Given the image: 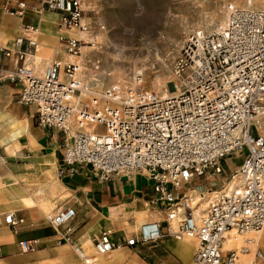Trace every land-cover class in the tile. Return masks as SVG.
I'll return each mask as SVG.
<instances>
[{"label":"built area","instance_id":"built-area-1","mask_svg":"<svg viewBox=\"0 0 264 264\" xmlns=\"http://www.w3.org/2000/svg\"><path fill=\"white\" fill-rule=\"evenodd\" d=\"M86 1L40 0L60 15L61 25L68 29L85 28ZM9 2L0 7L24 17L27 3ZM37 31L25 27L12 47L0 44V58L14 65L11 70L0 67V82L20 84L18 103L34 109L39 127L62 133L64 163L71 174L75 166H85L109 183L115 177L147 173L156 195L153 203L162 205L166 216L142 223L138 233L122 244L113 239L111 230L103 231L94 241L97 253L106 255L120 246L157 247L172 234L170 223L176 221L180 234L195 236L199 242L195 264H236L237 251H223L226 234L260 232L264 227V136L253 125L264 112V5H230L225 24L212 32L189 33L175 62L182 87L167 98L137 89L124 91L117 83L102 87L82 76L76 62L53 61L39 74L40 63L34 58ZM63 40L72 56L81 54L84 42ZM75 98L80 101L74 104ZM89 125L103 130L87 131ZM232 159L240 161L231 175L239 184L210 190L208 206L200 211L186 192L201 187L197 182L202 179L215 181ZM199 194L206 198L205 191ZM76 217L77 210L67 207L50 218L56 229L66 227L61 241L70 240L68 225ZM4 222L17 225L13 214L5 215ZM19 246L31 253L39 242L23 240ZM258 256L262 257L260 251Z\"/></svg>","mask_w":264,"mask_h":264},{"label":"rangeland","instance_id":"rangeland-1","mask_svg":"<svg viewBox=\"0 0 264 264\" xmlns=\"http://www.w3.org/2000/svg\"><path fill=\"white\" fill-rule=\"evenodd\" d=\"M243 1L244 0H88L84 5L85 18L83 17V22L88 25L89 30L99 31L103 27V31L106 33L107 37L103 42L102 54L97 58L88 59L85 63L89 67L96 68L95 75H98L101 71H105L106 74H121L122 76H126L130 72L133 74L132 69L134 66L138 69L145 70V64L156 62L157 55L166 57L168 54L179 50V54H177L170 63V70L173 74H176L175 62L180 56L182 46L188 34L193 31L202 30L200 29L201 23L207 18L216 15L217 11L223 12L228 5L239 7L238 4ZM0 4L12 3L9 2V0H0ZM86 4L89 5V8H87ZM39 7L40 6H38L33 12L35 16H43L45 12H51L46 8L41 9ZM0 14L3 18L15 17L5 12L1 7ZM26 15H29V11H27ZM60 19L59 15L58 24L60 23ZM1 21L2 20H0V22ZM220 22H222V17L216 18L215 23L209 32H212ZM61 27L62 29L66 28L62 25ZM3 32L4 30L1 28L0 24V37ZM23 33L24 29L22 25L21 33L17 34L14 39ZM81 41L84 42L83 47L92 45L90 43L88 44L85 40ZM176 41L182 43L180 48H177ZM61 43L65 46V50L68 51L66 41L61 39ZM81 57L82 51L77 58L80 60ZM46 63L48 62L43 64L46 65ZM178 79L181 82L180 78ZM5 86L11 88V101L5 106V109L10 111L17 118H22L24 116L29 117L31 130L38 141L36 147L24 144L21 154L25 156L41 154L46 148V140H49L48 135L43 130L37 128L38 125L34 116V110L18 103L17 97L21 90V85H16V83L9 85L5 82L0 84V87ZM107 86L105 85L104 87ZM121 86L124 91L132 89L131 87L127 88L123 85ZM167 87L170 92H178L175 82L168 83ZM143 91L157 93L156 91L147 88ZM260 134L264 136V129L260 130ZM41 139L44 145L41 144ZM54 152L53 154L46 156H53L55 158L57 175L62 179L63 174L61 173L62 170L59 169V161L64 162V148L62 146H56ZM1 158L4 159L3 162L10 168L26 166L23 158L20 156L9 158L5 153V150L0 146V159ZM16 161H21V164H24V166L17 164ZM239 164L240 161H236V159L227 161L225 163V171L220 177L216 178L215 181L202 179L197 182L201 184V187L196 189L199 192L205 191V199H207V193L210 190L219 189L223 184H233L235 181L232 179L231 175ZM88 170L92 177H96L90 169ZM134 180H137L139 185H134ZM152 184L153 183L148 174L145 175V173L122 178L120 184L117 186L116 190H114L115 192L113 191L114 199L111 200L110 207L106 208V211L109 209L112 210V208L114 209L111 214H113L115 220L114 218H109V216L108 218L105 217L98 220L103 211L96 210L88 201L79 199L75 190L63 186V189L56 191L50 199L53 200L52 216L67 207H75L78 210L76 219L68 226L70 227L71 232L74 231V234L68 241L60 240L59 229L53 227L50 223V218L43 214L39 209L33 208L28 210L16 208L15 210H6L4 213L11 212L15 214L17 225L13 228L7 225L4 221L0 222V227L5 228L10 234L8 239H13L12 241H8V243L12 244L8 250L0 251V264H48V260L37 256L40 254L41 250L45 249L51 252L52 249L61 248L64 245L71 248L69 249L71 254L78 255L76 252V248L78 247L76 242L77 233L81 229L94 225H96V229L91 233L92 239L105 230H111L114 233L115 238L120 240V243L122 244L125 237H132L138 233L137 231L135 234L131 235L129 231L130 228H134L135 226L137 211H144V222L161 221L166 218L165 214L161 212V209L159 208L160 206L153 203L152 195L149 192L151 191V188H153ZM207 186L208 189L206 188ZM143 193H146V195H143ZM195 195H197V193H194L192 197L194 198ZM198 195L200 194L198 193ZM192 197L188 196V199L191 202ZM4 213L1 212L0 215L3 216ZM150 213H158L159 218H151ZM144 222L139 223L134 230H139L140 225ZM178 227L179 224L177 225L175 232L178 231ZM65 228L66 227H63V229L60 230L63 231ZM239 234L244 235L246 233ZM181 235L183 238L187 237L185 234ZM171 236L176 238V235L173 233L171 235H166L165 239H170ZM28 238H38L40 239V243L36 251L24 253L19 246V242ZM195 240L198 242L196 237ZM160 242L163 243L162 240ZM150 248L151 250L146 253L145 258L141 257L135 250L125 246L117 247L115 250L136 254L149 264H152L154 259L163 256H167V259L165 260L166 264H183L161 244L157 247ZM197 249L198 245L191 257L193 263Z\"/></svg>","mask_w":264,"mask_h":264},{"label":"bare ground","instance_id":"bare-ground-1","mask_svg":"<svg viewBox=\"0 0 264 264\" xmlns=\"http://www.w3.org/2000/svg\"><path fill=\"white\" fill-rule=\"evenodd\" d=\"M263 5L264 3L260 0H244L238 4L239 7L243 8H261ZM86 6L89 8L88 4H86ZM55 14L57 15V13ZM55 14L50 13L48 15L51 17ZM46 15L47 12H45L43 16H40L41 21L37 31L38 39L35 35L36 39L39 40V48L37 55L34 58L37 63H42L36 69L39 74L43 73V65H45L43 63L57 60L63 63L76 62L81 66L83 72L82 76H87V78H90V81L93 83H101L103 87L105 85H108L107 87H109L110 84L117 83L124 87H131L132 89L141 91L147 88L156 91V94L160 98H167L177 93V91L170 92L167 89L168 83L175 82L176 89L179 90L181 88L182 82H180L176 74H173L170 70L171 60L179 54V50L168 54L166 57L157 55L156 62L145 64V70L138 69L134 66L132 69L133 74L130 72L126 76H122L121 74L111 75L106 74L105 71H101L98 75H95L96 68L89 67L85 62L88 59L97 58L102 54L103 42L107 37L106 33L103 31V27L99 31L89 30L88 25L83 22L84 17L82 25L85 28H65L60 32H54L51 35L43 25L45 18L47 17ZM218 17H222V22L218 25L225 24L230 17V5L226 6L223 12L217 11L216 15L203 21L200 25V29L206 32L211 31V27L214 25L215 20ZM6 19L12 21L14 27L21 26V20L17 17H6ZM14 37L15 36L3 37L0 39V42L2 41L0 44L7 47L10 42L13 44L15 40ZM61 37L85 40L88 44L90 43L92 45H87L82 48V57L80 60L77 57L72 56L67 50L61 49L57 50L59 55L53 57L54 49L59 45ZM176 45L177 48H180L182 43L176 41ZM139 76L141 77V80L138 79ZM87 97L88 96H83L82 98L86 99ZM79 101L80 99L78 98L73 99L74 104ZM30 124V118L24 117L19 119L10 114L9 111H4L0 108V146L5 150V153L9 158L20 156L24 159V163L26 164L24 167L10 168L3 162L4 159H0V213H4L6 210H15L16 208H37L43 214L48 216V218H51L53 213V200L50 198L56 191L63 189V185L59 181L57 164L53 156L39 157L25 156L21 154L24 144H28V146L31 147H36L38 144V141L31 130ZM253 125H256L260 130L264 129V112H261L254 119ZM86 129L91 132H102L103 130L102 127L98 125H89ZM145 175H147V173H145ZM232 179H234L235 182H233V184L230 183V187L239 184L238 177H232ZM133 184L139 185L137 180H134ZM186 193L187 197H192L194 193H197L194 198L192 197V202L190 201V203L192 205L199 204L201 208L200 211L208 206V201L211 199L208 197L203 200L201 194L198 195L199 191L195 187L189 188ZM9 204H12V206L8 207ZM113 211V208L112 210L109 209L103 211L102 214L100 213L101 216H99L98 220L105 217L108 218V216L115 220V217L111 214ZM150 217L156 219L159 218V214L150 213ZM144 221V211H137L134 228ZM177 225L178 222L176 221L170 223L172 234L174 233L176 238H173L171 244H167V248L172 251L174 257L176 256L183 259L186 264H195V258L193 263L191 257L198 242L195 240V236L187 235L186 238H183L182 235L179 234V227L178 231L175 232ZM134 228L129 229L131 235L138 231L134 230ZM95 229L96 225L90 226L81 233H77L76 242L78 247L76 248V252L78 255L71 254L69 252V249L71 248L64 245L61 248L52 249L51 252L45 249L41 250L40 254L37 256L48 260V264H145L140 256L130 252H119L115 249L106 255H99L96 251L94 240L91 237V233ZM239 233L240 232L236 230H232L226 234L223 244L224 253H228L231 250L238 251L237 264H264V227L260 232H247L244 235ZM259 251L262 253V257L258 256Z\"/></svg>","mask_w":264,"mask_h":264},{"label":"crops","instance_id":"crops-1","mask_svg":"<svg viewBox=\"0 0 264 264\" xmlns=\"http://www.w3.org/2000/svg\"><path fill=\"white\" fill-rule=\"evenodd\" d=\"M24 1L28 5L27 11H29V15L27 16L25 14L24 17H22V18L17 17L21 20V26L20 27H14L13 26L14 23L12 21H10L6 18H3L2 15L0 14V20H2L0 22V24H1V28H3V30H4V32L2 33L0 38L16 36L17 34L21 33L22 25H23V29L25 27H28V26H31L34 28L39 27L41 18H40V16H35L33 12L37 9L38 6H40L39 8H41V9H44L45 7L41 4L40 0H24ZM50 13H54V12H47V15H46L47 17L45 18L43 25H44L45 29L48 30L49 33L52 35L54 32H60L62 30V27H61V23L58 24L59 14L56 15L54 13L55 15L50 17V15H48ZM36 37L38 39L37 33H36ZM63 38H65V37L60 38L59 45L57 46V48L54 49V52L52 55L53 57H57L59 55L57 50H59V49L65 50V46H63V44L61 43V39L63 40ZM38 42H39V40H38ZM12 45L13 44L10 42L9 45H7V47H11ZM38 48H39V44H38ZM0 67H2V69L8 68L11 70L14 68V65L11 61L0 58ZM1 83H4V82H0V84ZM5 83H8L9 85L15 84V83H10V82H5ZM16 85H19V84L16 83ZM10 89L11 88L8 86L0 87V108H2L4 111H8L5 109V106L7 104H9L11 101ZM9 113L12 114L10 111H9ZM24 117H26V116H24ZM24 117H22V118H24ZM22 118H19V119H22ZM37 128L43 130L48 135L49 140L48 141L46 140V144H45L46 148L43 150V152L41 154L30 155V156H41L42 157V156H46V155H51V154H53L56 146H62L63 147V135L61 132H59L57 130H53V129H43L39 126H37ZM40 142H41V144H43L42 139L40 140ZM39 150H42V149H39ZM57 159H58V157H57ZM17 164H21V161L17 162ZM21 166H24V164H21ZM59 169L62 170L61 173L63 174L62 179H60L58 177L61 184L65 187H67L68 189L70 188V189L75 190L77 192V197L79 199H84L85 201H88L89 203H91L95 207L96 210H101V211H106V208L110 207L109 206L110 202L112 199H114L113 191L116 190L117 186L120 184V180L122 178H125L124 176L115 177L113 179V181H111L109 183H103L97 177H92L89 174V170H88L89 168L88 167L75 166L73 168L74 173L71 174L70 173L71 167L67 166L64 162H60V161H59ZM152 186H153V184H152ZM58 191H60V190H58ZM149 192L152 195V198L154 200L156 197L154 189L151 188V191H149ZM143 195H146V193H143ZM10 206H12V204L8 205V207H10ZM159 206H160L159 208L161 209V212H163L162 205L159 204ZM73 208H75V207H73ZM7 214H13L14 218L16 220L14 213L6 212L3 214V216L0 215V217H1L0 222L4 221V216ZM77 215H78V210H77ZM7 225H9V224H7ZM15 226H10V227L15 228ZM68 228H70V227H68ZM87 228H89V227L81 229L78 233L83 232ZM164 228L167 231V227L165 225H164ZM59 231H60L59 234H61L62 231L61 230H59ZM101 233H99L93 240L95 241V239H97ZM73 234H74V231H72V235ZM9 237H10V234L8 233V231L5 228L0 227V251L8 250L10 248V246L12 245L11 243H8V241L13 240V239H8ZM165 237L162 238L163 243L160 242V244L163 245L165 247V249L174 256L172 251L168 250V248H167V244H171L173 242V237L171 236L170 239H165ZM60 239H61V236H60ZM113 239L117 243H120V240H117L115 238L114 233H113ZM24 240H38V242L40 243V239H38V238H28V239H24ZM21 241H23V240H21ZM150 247H152V246H150ZM150 247L149 246H139L137 248H130V249L135 250L141 257L145 258L146 253L151 250ZM175 258L177 260H179L180 262H182L183 264H186L183 259L176 257V256H175ZM166 259H167V256L158 257L157 259H154L152 261V264H166L165 263ZM143 262L145 264H149L148 262L144 261V259H143Z\"/></svg>","mask_w":264,"mask_h":264}]
</instances>
